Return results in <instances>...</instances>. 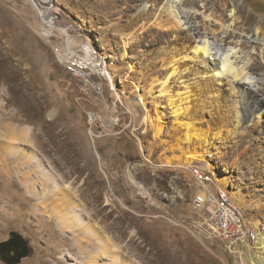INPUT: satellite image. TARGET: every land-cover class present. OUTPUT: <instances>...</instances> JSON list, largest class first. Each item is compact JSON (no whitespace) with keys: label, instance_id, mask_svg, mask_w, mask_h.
<instances>
[{"label":"rangeland","instance_id":"rangeland-1","mask_svg":"<svg viewBox=\"0 0 264 264\" xmlns=\"http://www.w3.org/2000/svg\"><path fill=\"white\" fill-rule=\"evenodd\" d=\"M165 1L0 0V242L11 231L25 238L30 252L19 264H248L244 256L229 253L226 244L196 232L204 220L194 198L203 185L195 182L190 168L209 175L214 167L230 176L222 188L238 204L241 190L244 226L255 233L249 249L255 250L264 226V123L235 138L229 86H220L209 74L206 88L193 77L192 91L184 96L190 95L191 111L202 121L198 126L209 131L210 150L218 154H204L207 146L198 145L178 150L181 131L166 134L175 119L172 110L149 98L157 92L148 95L150 115L156 118L159 109L166 122L165 135L155 139L133 93L132 82L147 94L159 82L156 77L160 80L169 70L165 67L173 52L160 21L153 24ZM238 1L247 14L264 21V0ZM146 3L149 9L138 11ZM44 10L60 18L59 26L76 29L75 40L95 42L106 54L111 70L107 99L114 105L110 93L120 95L133 111L127 119L119 113L120 128L114 129L119 132H108L105 117L92 121L90 115H98L97 95L82 92L41 37ZM132 30L137 40L126 46L125 34ZM175 56L182 57L179 52ZM194 58L184 69L201 67ZM129 64L134 71L127 81ZM112 67L120 70L115 74ZM175 90L183 91L180 83ZM185 154L193 155L191 165H186ZM170 161L174 166L166 165ZM208 183L222 191L214 179ZM78 216L85 224H78Z\"/></svg>","mask_w":264,"mask_h":264},{"label":"bare ground","instance_id":"bare-ground-1","mask_svg":"<svg viewBox=\"0 0 264 264\" xmlns=\"http://www.w3.org/2000/svg\"><path fill=\"white\" fill-rule=\"evenodd\" d=\"M50 1L51 0H44V3L50 4ZM149 7V4H143L138 11L148 10ZM44 18L47 22H51L50 14L48 20L47 14H45ZM158 21H160L161 24H157L156 22ZM154 23L165 33V39H167V44L171 48L170 52H173V55L169 52L171 61L169 65L165 67V70H169L165 76L162 73L164 77L160 78V80L156 77V80L159 81L157 84H150V86L152 85L151 88H153L150 89L151 93L148 91L147 94H142L143 86H139V84L135 82L132 83L135 86L133 93L137 95V104L143 107L142 109L145 112L143 124L153 130L155 139H162V136L165 135L164 128L166 127L163 125L166 122L162 119L160 114L162 112L161 110L155 109L156 118L150 115L151 111L148 107L149 103L147 102L148 95L157 92L156 96L149 95V98H154L157 107L170 108L172 110V116L175 118L173 126L170 127V131L166 132V134L171 136L174 132L181 131V135L183 136L180 143L177 141L175 148L179 150L184 146L189 147L198 145L203 149V147L205 148L207 146V149L204 150V154L209 153V156H212L210 152L213 153V155L218 154L210 150L212 146H210L208 142L211 136L209 131L205 128H199L198 126L202 121L197 114H195L196 111H191L194 106L190 105L191 100L188 99L190 95L184 96L186 93L189 94V92L192 91H189V89L192 88L190 81L193 77H195L193 78L194 80L198 79L195 82L200 83L201 86L205 85L206 88L208 86L210 87L207 82V77H205L209 74H211V78H214L217 83L219 82L221 84L220 86L223 87L224 85H228L231 94L233 93L232 96L234 97L232 101L235 110V120L232 123L233 129L231 135L237 138V136L244 133L243 131L245 128L248 129L253 124L257 126L260 122L264 123V21L262 18L252 15V13L247 14V9L238 0H166L160 12L156 15V20L153 24ZM83 25L86 26V24ZM145 27L146 26L142 25V31ZM136 32L137 31L132 30L125 34L126 37L129 38V43H126V46L135 43L137 40ZM141 33L142 32H140V34ZM90 43L87 49L73 50V58H82L83 64L100 66V69H105L109 79L111 70L109 68L110 63H108L106 59V54L104 55L99 50V47L93 45L95 42L90 41ZM189 51L194 53V59H198L201 65L196 71H193L192 67L184 69L187 65V61L193 58ZM178 52L182 57L175 56ZM58 62L60 63L59 60ZM60 65L71 75L64 65ZM128 69L130 71L126 73L127 81L132 77L131 73L134 71V66L129 64ZM69 70L76 71V76H87V69L80 68V63H69ZM119 70L120 69L117 67H112V71L115 72V74ZM184 72H187L186 75H184ZM74 79L78 81V78ZM177 83H180V87L183 91L177 92V90H175V84ZM112 85L113 83L111 86ZM155 86H159V88H157L158 90L155 89ZM80 87H82L81 89L84 94L89 91L84 85ZM199 88L201 89L202 87ZM203 89L205 88H202V90ZM216 90L220 91L222 89L221 87H217ZM157 100L164 101L166 104L164 105L159 101L157 102ZM207 105H209V103ZM97 107L98 115H96V118H107L104 123H106L108 132H119L120 129H118V131L114 129L116 126L120 128V123L118 122H121V117L119 113L122 114V112L117 111L116 107L105 105L102 101L98 103ZM130 108L131 105H125L124 110L126 114L133 112ZM250 112L253 119L247 121ZM162 114L166 115L164 113ZM124 128L125 127H122L121 129ZM171 131L173 133H171ZM200 143H202V145ZM192 156L191 154L184 155L185 163H187L186 165L192 164V162L189 161ZM195 157L197 156H194V159ZM172 159L174 158L170 160ZM169 163L172 162H167L166 165L174 166L175 164ZM131 178L138 191L145 194L146 188L135 182L133 177H130V179ZM213 179L217 185H219L218 188L222 189V191L219 190V192L224 195L228 203L238 206L241 223L242 225H246L242 218V206L239 205L243 202L241 190L236 193L238 197L237 200L239 201L238 204L233 201V197L231 198L227 195L228 192H225L227 185L230 183L229 181H231L230 176L219 174L213 167L212 174L210 173L208 175V181L212 182ZM222 186H225L223 187L225 189H223ZM76 221L80 225L85 224L84 219L80 216H78ZM250 233L253 235L254 241L255 233L252 231ZM257 239L256 244L253 246L255 250H252V248L247 252L246 259L248 264H264V226L262 232L258 233ZM91 263L100 264L93 260H91Z\"/></svg>","mask_w":264,"mask_h":264},{"label":"built area","instance_id":"built-area-1","mask_svg":"<svg viewBox=\"0 0 264 264\" xmlns=\"http://www.w3.org/2000/svg\"><path fill=\"white\" fill-rule=\"evenodd\" d=\"M45 14L48 20L49 11L46 10ZM50 16L51 22L44 21L39 32L41 37L51 44L52 50L56 53V59L68 69L73 78H78V85L86 86L90 94L97 95V106L102 101L105 105L116 107L117 111L122 112L123 118L127 119L129 116L123 109L125 98L110 93L117 102L114 105L107 99L106 89L109 90V80L105 69H100V66L83 64L82 58H73V50H77V47H88V44L75 40L76 29L61 27L59 26L60 18L55 14H50ZM69 63H80V68L87 69V76H76V71L69 70ZM90 116L92 121L96 122V115ZM202 170L194 166L190 168L195 182L203 185L200 194L194 198V207L202 213L201 218L204 220L202 225L197 226L196 232L200 234V237L226 244L224 248L229 253L241 259L243 256L246 258V251L251 247L249 245H252L253 235L246 226L242 225L238 206L229 204L219 190L211 189L208 186V173Z\"/></svg>","mask_w":264,"mask_h":264},{"label":"flooded vegetation","instance_id":"flooded-vegetation-1","mask_svg":"<svg viewBox=\"0 0 264 264\" xmlns=\"http://www.w3.org/2000/svg\"><path fill=\"white\" fill-rule=\"evenodd\" d=\"M20 251V243L15 240L14 236L10 235L8 239L0 242V261L6 264H19L22 261Z\"/></svg>","mask_w":264,"mask_h":264},{"label":"water","instance_id":"water-1","mask_svg":"<svg viewBox=\"0 0 264 264\" xmlns=\"http://www.w3.org/2000/svg\"><path fill=\"white\" fill-rule=\"evenodd\" d=\"M10 235L14 236L15 240L20 243L21 246L20 257L21 258L27 257L30 251L28 248V243L25 241V238L21 234L15 231L11 232Z\"/></svg>","mask_w":264,"mask_h":264}]
</instances>
